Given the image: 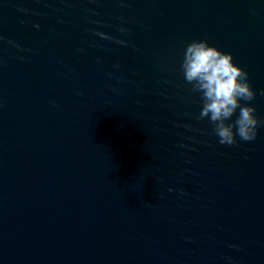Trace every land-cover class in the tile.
Instances as JSON below:
<instances>
[{
  "label": "water",
  "instance_id": "95a60500",
  "mask_svg": "<svg viewBox=\"0 0 264 264\" xmlns=\"http://www.w3.org/2000/svg\"><path fill=\"white\" fill-rule=\"evenodd\" d=\"M193 40L264 121V0H0V264H264V123L218 143Z\"/></svg>",
  "mask_w": 264,
  "mask_h": 264
},
{
  "label": "clouds",
  "instance_id": "9594fccd",
  "mask_svg": "<svg viewBox=\"0 0 264 264\" xmlns=\"http://www.w3.org/2000/svg\"><path fill=\"white\" fill-rule=\"evenodd\" d=\"M120 39L129 42L124 36ZM180 71L192 92L199 96L198 119H207L213 125L219 144L234 145L237 136L246 142L256 139L264 121L257 117L249 102L257 92L248 73L234 62L231 53L210 45L207 40H193L184 48ZM259 94L264 95V90Z\"/></svg>",
  "mask_w": 264,
  "mask_h": 264
}]
</instances>
